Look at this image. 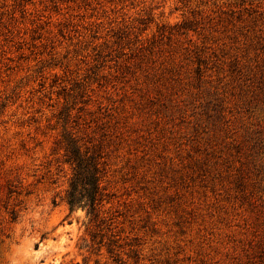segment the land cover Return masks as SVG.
<instances>
[{"label":"rangeland","instance_id":"obj_1","mask_svg":"<svg viewBox=\"0 0 264 264\" xmlns=\"http://www.w3.org/2000/svg\"><path fill=\"white\" fill-rule=\"evenodd\" d=\"M65 136L99 157L96 217ZM108 247L264 264V0H0V264Z\"/></svg>","mask_w":264,"mask_h":264},{"label":"trees","instance_id":"obj_2","mask_svg":"<svg viewBox=\"0 0 264 264\" xmlns=\"http://www.w3.org/2000/svg\"><path fill=\"white\" fill-rule=\"evenodd\" d=\"M65 161L73 170V175L65 191L64 200L70 209L85 207L93 217L98 215L97 204L101 200V167L98 155L89 148L81 149V145L73 137H64ZM101 241H99V246ZM112 247L107 248L111 262L105 260L102 264H126L118 255H113ZM94 264H101L96 259Z\"/></svg>","mask_w":264,"mask_h":264}]
</instances>
